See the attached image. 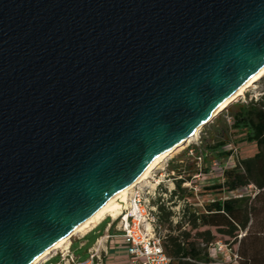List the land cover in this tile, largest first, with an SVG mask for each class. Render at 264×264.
Segmentation results:
<instances>
[{"label": "water", "instance_id": "95a60500", "mask_svg": "<svg viewBox=\"0 0 264 264\" xmlns=\"http://www.w3.org/2000/svg\"><path fill=\"white\" fill-rule=\"evenodd\" d=\"M264 65V0H0V264H30Z\"/></svg>", "mask_w": 264, "mask_h": 264}, {"label": "trees", "instance_id": "16d2710c", "mask_svg": "<svg viewBox=\"0 0 264 264\" xmlns=\"http://www.w3.org/2000/svg\"><path fill=\"white\" fill-rule=\"evenodd\" d=\"M224 109L231 123L218 131L222 138L210 141L204 148L191 146L193 156L185 168L168 165L176 174L169 199L172 204L173 198L184 202L181 215L174 219V212L160 197L153 202L157 208L155 232L165 230L160 237L168 264H212L215 259L209 247L222 239L225 245H237L236 253H232L236 259L231 264H264V94ZM231 136L237 138L236 142L254 144L256 151L236 159L231 168L222 169L221 179L204 189L229 194L252 185L256 194L253 198L247 194L217 197L202 208L188 205L193 192L183 188V183L190 182L194 175L207 174L212 159L231 157L233 150H225Z\"/></svg>", "mask_w": 264, "mask_h": 264}, {"label": "rangeland", "instance_id": "374dc122", "mask_svg": "<svg viewBox=\"0 0 264 264\" xmlns=\"http://www.w3.org/2000/svg\"><path fill=\"white\" fill-rule=\"evenodd\" d=\"M264 94V76H261L255 83L245 89L241 95H239L236 99H234L229 105H233L240 102H249L251 99L255 100L259 96ZM225 122V123H224ZM231 123L230 117L225 109L220 111L214 118H212L208 123L201 126L199 128L197 134L193 136L190 140L186 141L182 148L177 152L173 153L171 156L166 157L162 160L146 177V179L142 180L138 183L134 188L139 189L145 197H149L150 203L153 205V202L156 198L160 197L161 202L167 208H170L174 212V219H176L179 215H181V209L183 207L184 202L178 201L176 198H173L175 203L172 204L169 199V191L173 190V177H176L175 173H171L168 165L171 164H179L182 165L183 168L188 166L191 162L193 151L191 150V146H196L200 148H204L205 144L211 143L210 141H219L222 136L221 133L218 132L220 129L222 130L224 124L229 126ZM237 138L231 136L230 141L225 146V150H233L232 156L225 158L221 161H216L212 159L210 162L208 169L209 172L207 174L201 173L200 175L192 178L190 185H183V188H187L192 191V197L188 198L187 204L195 207L202 208L205 204L209 203L214 198L228 196H239V195H250L251 198L254 197L257 190L252 186H248L246 189H241L233 193L222 194L213 191H206L204 188L206 186L212 185L214 182L221 179V170L225 168H231L236 159L246 158L251 156L255 151V145L249 144L245 142H236ZM200 162V161H198ZM198 166H200L198 164ZM206 165H202L204 168ZM130 192L128 193L129 196ZM128 198V197H127ZM127 201V200H126ZM186 203V202H185ZM110 221L109 216L106 217L104 221H102L97 228L90 233L86 238L87 246L79 247V243L75 242L73 246V253L75 256H79V260L83 261L88 258L87 247L91 246L96 237L102 235L104 233V228L106 223ZM115 233H121V216H119L114 224ZM165 233V230L160 229L159 233L155 234L157 236H162ZM76 234L70 238L72 240L73 237L80 235ZM115 244V243H114ZM120 244V243H116ZM123 245V243H122ZM124 246V245H123ZM221 246V249H218ZM212 248L215 249V253L213 254L214 261L212 264H231L233 261L232 253H236L237 245L236 244H223V239L219 241L218 245L214 244ZM53 251L50 253L52 254ZM103 260V257H102ZM57 258H51L48 262L44 264H55Z\"/></svg>", "mask_w": 264, "mask_h": 264}, {"label": "built area", "instance_id": "2783aa9c", "mask_svg": "<svg viewBox=\"0 0 264 264\" xmlns=\"http://www.w3.org/2000/svg\"><path fill=\"white\" fill-rule=\"evenodd\" d=\"M195 176L197 175L192 178ZM190 182L183 183V185L189 186ZM119 216H121L120 235L127 264H168L169 259L164 254L161 237L155 234L157 208L150 203L149 197H145L143 192L133 187L120 214L115 219L109 217L110 221L107 222V226H112ZM105 219L106 217L99 221L97 225ZM218 243L215 244L218 245ZM99 245L100 243H97V246L89 251L87 259L80 261L70 250L69 240L66 246L55 249L52 254H49L38 264H44L51 258H57L55 264H102L101 252L103 250ZM213 245L209 247V254L212 257L215 253V249L212 248ZM221 248L219 246L218 249ZM232 257L234 260L236 259L235 254H232Z\"/></svg>", "mask_w": 264, "mask_h": 264}, {"label": "bare ground", "instance_id": "6f19581e", "mask_svg": "<svg viewBox=\"0 0 264 264\" xmlns=\"http://www.w3.org/2000/svg\"><path fill=\"white\" fill-rule=\"evenodd\" d=\"M261 76H264V65H262L253 75H251L241 85V87L237 89L228 99H226L222 104H220L215 109L214 113L222 111L234 99H236L239 95H241L245 89L252 86L255 83V81H257ZM199 128H201V126ZM199 128L192 131L190 136L186 140H184L182 143L167 150L165 153H163L160 157H158L152 163L148 164V166L141 172V174L134 181H132L130 184L121 188L119 191H117L112 196H110L106 201H104V203L92 215H90L87 219H85L84 221H82L81 223L73 227L63 237H61L51 246L46 248L43 252H41L38 256H36L33 259V261L30 262V264H38L40 261L45 259L55 249H59V248L66 246L69 243V240L72 236L85 232L86 230H88L89 228L97 224L99 221H101L105 217L109 216L115 219L120 214L121 209L124 207L127 197H128V193L133 189V187L136 186L138 183H140L142 180L146 179V177L151 173V171L162 160H164L166 157L171 156L173 153L180 150L186 141L190 140L193 136L197 134Z\"/></svg>", "mask_w": 264, "mask_h": 264}, {"label": "crops", "instance_id": "0c3cea01", "mask_svg": "<svg viewBox=\"0 0 264 264\" xmlns=\"http://www.w3.org/2000/svg\"><path fill=\"white\" fill-rule=\"evenodd\" d=\"M99 224H95L85 232L81 233L78 236H75L70 240V250L73 251V246L75 242L79 243V247L87 246L86 238L92 233ZM97 243H100V248L103 250L101 256L103 257L102 264H127L125 259V249L122 245V237L120 234H116L113 226H106L104 228V233L95 238L93 244L87 247V254L89 251L97 246ZM115 243V244H114ZM120 243V244H116ZM79 259V256H77Z\"/></svg>", "mask_w": 264, "mask_h": 264}]
</instances>
